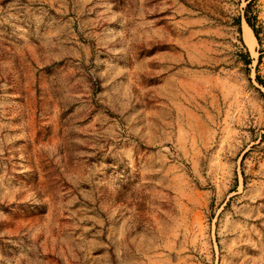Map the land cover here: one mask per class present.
I'll return each mask as SVG.
<instances>
[{"label":"rangeland","instance_id":"rangeland-1","mask_svg":"<svg viewBox=\"0 0 264 264\" xmlns=\"http://www.w3.org/2000/svg\"><path fill=\"white\" fill-rule=\"evenodd\" d=\"M0 264H264V0H0Z\"/></svg>","mask_w":264,"mask_h":264},{"label":"bare ground","instance_id":"bare-ground-1","mask_svg":"<svg viewBox=\"0 0 264 264\" xmlns=\"http://www.w3.org/2000/svg\"><path fill=\"white\" fill-rule=\"evenodd\" d=\"M244 37L246 42L250 45L251 48H254V45L257 42L253 30L246 24L244 28Z\"/></svg>","mask_w":264,"mask_h":264},{"label":"trees","instance_id":"trees-1","mask_svg":"<svg viewBox=\"0 0 264 264\" xmlns=\"http://www.w3.org/2000/svg\"><path fill=\"white\" fill-rule=\"evenodd\" d=\"M251 7V3L248 5V9ZM248 9H247V12H248ZM246 21L247 23L249 24V26L253 29L255 35L258 37V31L257 29L255 28V26L252 24L248 14L246 15Z\"/></svg>","mask_w":264,"mask_h":264}]
</instances>
